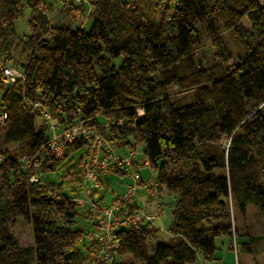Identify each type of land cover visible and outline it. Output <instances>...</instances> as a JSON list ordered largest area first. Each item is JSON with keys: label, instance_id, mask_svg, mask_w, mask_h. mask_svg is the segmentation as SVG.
Returning <instances> with one entry per match:
<instances>
[{"label": "trees", "instance_id": "16d2710c", "mask_svg": "<svg viewBox=\"0 0 264 264\" xmlns=\"http://www.w3.org/2000/svg\"><path fill=\"white\" fill-rule=\"evenodd\" d=\"M62 1L66 14L79 7L76 0ZM41 2L0 0V54L26 77L23 85L0 84L7 112L0 127V264H82L94 256L89 231L75 226L77 197L50 178L83 146L86 172L87 144L69 143L60 158L46 155L41 178L30 182L18 158L45 153L50 126L26 107L24 96L49 102L62 130L87 121L111 144L142 143L158 187L175 192L169 231L176 241L150 253L156 224L117 229L112 264H194L201 258L212 264L219 259L217 236L229 235L238 245L235 206L243 213L250 203L264 210V0H177L162 9L159 0H89V27L72 20L53 24L47 37L33 15L29 33L17 42L19 58L12 56L16 19L24 5L36 13ZM224 30L242 43L237 60ZM204 35L214 60L199 54ZM117 56H123L120 65L112 60ZM100 114L124 123L107 127ZM82 212L93 225L89 203ZM18 217L31 226L30 244H20L12 232Z\"/></svg>", "mask_w": 264, "mask_h": 264}, {"label": "rangeland", "instance_id": "374dc122", "mask_svg": "<svg viewBox=\"0 0 264 264\" xmlns=\"http://www.w3.org/2000/svg\"><path fill=\"white\" fill-rule=\"evenodd\" d=\"M40 11L33 13L32 9L28 5H24L22 15L15 21L16 37L13 40L12 48L10 52L12 56L19 58V37H23L28 34L30 31L29 20L36 16L35 21L39 23L38 32L44 33L47 37L49 36L48 29L52 27L53 24H62L68 23L71 20L74 22L80 23V25H85L89 27L92 19L90 17L92 12V7L89 5V2L81 6V4L76 3V6H79L77 9L73 10L71 13L66 14V9L63 11V1L62 0H41ZM177 0H159L161 4L160 8H164L162 5L169 3L171 6L176 4ZM46 7V8H45ZM45 8V9H44ZM43 9V10H42ZM157 20L160 19V11L155 15ZM243 23L247 28L251 27V23L247 17L243 18ZM223 35L227 44L231 50L232 55L235 60H237L244 53V49L239 38L232 32L228 30L223 31ZM201 57H206L208 60H214L216 57V52L211 44L210 39L204 35L203 36V46L199 50ZM123 56H117L113 58V62L116 65H120L122 62ZM171 92L173 95L181 93L176 89L172 88ZM2 92L0 91V98ZM101 123L106 121V117L102 114L99 115ZM81 122V121H80ZM78 122V123H80ZM76 123V124H78ZM74 124V125H76ZM107 126V125H106ZM108 127V126H107ZM62 129H59L61 131ZM19 146V143L7 145L6 149H12ZM113 150L116 155H126L130 150L135 148L136 153L132 159V163L139 162L138 164H144L146 161V156L142 153L144 145L142 143H136L133 146H122L118 143H113ZM88 147V146H87ZM89 148V147H88ZM85 153L86 146L76 149L72 154L63 160L59 168L50 174V178L58 183H61L63 190L68 192L72 196H76L79 201L80 198L84 199H93L97 206L107 207L112 204L113 200L116 197L117 192H122L125 190L129 176L126 174H111L110 179L104 181V177L100 178V183L98 188L92 194V197L87 196V189H90L91 183L86 177V172L84 170L85 162ZM83 160L80 161V160ZM149 164V160H148ZM146 165V164H145ZM143 166L140 172L145 179L150 177L151 181H156V171L150 166ZM70 172V174H69ZM128 180V181H127ZM161 199L159 201L160 210L159 217L155 221V224L159 228V233L152 237L148 242L149 252L152 253L157 244L160 243H174L176 238L169 231V226L173 219V207L175 203V192L170 191L165 186L160 189ZM143 196L141 195L140 190L136 191L134 201L142 209L148 211H155V204L149 198V190L144 189ZM103 195L104 204L101 202H96L99 196ZM137 201L139 203H137ZM88 204V203H85ZM85 204L81 206V212L79 213L76 219V227H82L84 231H89L93 225L89 224L86 217V213L82 212L84 210ZM83 207V208H82ZM107 209V208H105ZM236 220L234 217L232 225L234 228L237 227V238L238 245L237 250L234 247V238L230 242L229 235H219L215 238V243L217 246L216 252L223 254V264H264V210L255 204H248L246 212L243 213L238 206H235ZM92 216V212H91ZM93 222V221H92ZM235 222V223H234ZM12 232L15 238L19 241L20 244H30L32 242V231L30 224L21 217L16 218L15 224L12 228ZM96 232L104 234L102 228L97 227ZM232 243V244H231ZM249 243V249L247 244ZM226 253H230L226 256ZM236 253V254H235ZM235 255L237 261L235 262ZM94 256H89L85 259L86 263L91 264ZM201 259L194 264H204V262H199ZM208 264H211L210 261H207Z\"/></svg>", "mask_w": 264, "mask_h": 264}, {"label": "built area", "instance_id": "2783aa9c", "mask_svg": "<svg viewBox=\"0 0 264 264\" xmlns=\"http://www.w3.org/2000/svg\"><path fill=\"white\" fill-rule=\"evenodd\" d=\"M89 0H76V3L83 4ZM26 77L23 71L13 65L3 54H0V84L4 86H17L25 83ZM1 91V89H0ZM25 105L30 110L38 113L42 120L50 126V138L45 149V153H36L35 155H23L18 158L21 168L27 171L30 182H35L41 178V164L45 160L46 155L52 158H60L63 156L65 149L69 143L74 141H84L88 148L86 177L91 183L90 189H87V196L90 198L99 187L101 177H107L116 172H121L130 177L124 191L117 192L112 204L107 209L88 199L80 198L78 203L83 205L90 204L92 211L93 226L89 229V238L93 239L92 244L94 250V258L91 264H112L115 259L114 253L119 246V241L115 236V232L120 228L137 229L141 224H155L159 217L161 194L159 192L158 182L150 179L144 180L140 172V165L132 163L136 149L133 148L125 156L116 155L112 144L99 132L96 125H91L87 121H81L76 125H72L66 129L59 131L60 126L53 117L54 109L49 102H45L39 98L24 96ZM137 115L142 117L143 109L138 108ZM138 118V117H137ZM7 122L6 108L0 98V127ZM124 119L108 118L103 125L111 126L114 124L123 125ZM134 124V122H133ZM5 154L0 152V162ZM148 165V159L145 163ZM143 187L149 190V198L155 204V211H148L139 207L133 200L136 191ZM97 227L102 228L104 234L96 232ZM234 247L237 250V244L234 239ZM204 264H208L202 259ZM82 264H89L85 261ZM202 264V263H201ZM212 264H223L220 259L215 260Z\"/></svg>", "mask_w": 264, "mask_h": 264}, {"label": "crops", "instance_id": "0c3cea01", "mask_svg": "<svg viewBox=\"0 0 264 264\" xmlns=\"http://www.w3.org/2000/svg\"><path fill=\"white\" fill-rule=\"evenodd\" d=\"M100 120V119H99ZM140 165V167H141V169L143 168V166L145 165V164H139ZM145 166H148V165H145ZM142 173V172H141ZM142 177H143V175H142ZM150 178H152V177H150ZM150 178H148V179H150ZM143 179L144 180H147V179H145L144 177H143ZM128 180H130V177L128 178ZM127 180V181H128ZM128 184V183H127ZM139 190H140V192H141V195L143 196V191H144V188L143 187H140L139 188ZM137 203H139L138 201H137ZM230 242H232V238H230ZM228 254H230V253H226V256L228 255ZM236 254V253H235ZM216 256L217 257H219V259L222 261V263H223V257H224V255L223 254H220V253H218V252H216ZM202 261V258H201V260H200V262ZM237 261V259H236V255H235V262Z\"/></svg>", "mask_w": 264, "mask_h": 264}, {"label": "bare ground", "instance_id": "6f19581e", "mask_svg": "<svg viewBox=\"0 0 264 264\" xmlns=\"http://www.w3.org/2000/svg\"><path fill=\"white\" fill-rule=\"evenodd\" d=\"M89 5H90V3H89Z\"/></svg>", "mask_w": 264, "mask_h": 264}]
</instances>
